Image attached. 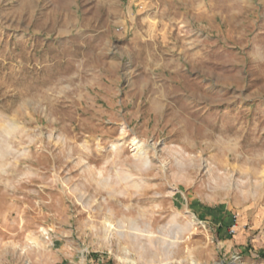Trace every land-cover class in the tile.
I'll use <instances>...</instances> for the list:
<instances>
[{
	"label": "rangeland",
	"instance_id": "rangeland-1",
	"mask_svg": "<svg viewBox=\"0 0 264 264\" xmlns=\"http://www.w3.org/2000/svg\"><path fill=\"white\" fill-rule=\"evenodd\" d=\"M190 251L264 264V0H0V264Z\"/></svg>",
	"mask_w": 264,
	"mask_h": 264
},
{
	"label": "bare ground",
	"instance_id": "bare-ground-1",
	"mask_svg": "<svg viewBox=\"0 0 264 264\" xmlns=\"http://www.w3.org/2000/svg\"><path fill=\"white\" fill-rule=\"evenodd\" d=\"M105 227L107 230L109 231H113L115 229V226L112 222L106 221L105 223ZM118 228V227H117ZM119 228L122 229V225H119ZM123 230V229H122ZM132 232L130 234L137 236L138 234L136 233L139 229L137 227H135L134 225L131 227ZM140 231V230H139ZM121 233H123V231L120 230ZM142 232V231H141ZM145 233V232H144ZM148 233V232H147ZM143 237V236H142ZM136 239V238H135ZM176 244V243H175ZM169 246V245H168ZM128 261H130L131 264H138L137 261L135 259H127ZM188 261H190L192 264H197V260L193 254L192 251H190L188 253ZM145 264H153V262L148 261ZM165 264V263H164Z\"/></svg>",
	"mask_w": 264,
	"mask_h": 264
},
{
	"label": "built area",
	"instance_id": "built-area-1",
	"mask_svg": "<svg viewBox=\"0 0 264 264\" xmlns=\"http://www.w3.org/2000/svg\"><path fill=\"white\" fill-rule=\"evenodd\" d=\"M236 227H237V225H235V224L231 225V232L232 233L236 232Z\"/></svg>",
	"mask_w": 264,
	"mask_h": 264
}]
</instances>
